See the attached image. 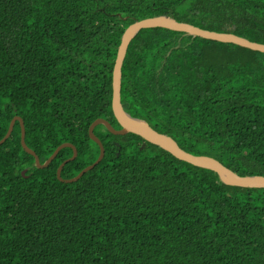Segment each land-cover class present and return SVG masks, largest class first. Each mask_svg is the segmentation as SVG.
I'll use <instances>...</instances> for the list:
<instances>
[{"label":"trees","instance_id":"obj_1","mask_svg":"<svg viewBox=\"0 0 264 264\" xmlns=\"http://www.w3.org/2000/svg\"><path fill=\"white\" fill-rule=\"evenodd\" d=\"M164 14L264 44V0H0V140L20 116L41 163L76 146L63 178L94 163L90 125L121 128L122 35ZM122 104L184 150L264 176V52L142 29L123 63ZM96 130L104 158L66 183L57 170L73 149L38 168L15 123L0 146V264H264V188L225 185L155 144L141 149L133 132Z\"/></svg>","mask_w":264,"mask_h":264},{"label":"water","instance_id":"obj_2","mask_svg":"<svg viewBox=\"0 0 264 264\" xmlns=\"http://www.w3.org/2000/svg\"><path fill=\"white\" fill-rule=\"evenodd\" d=\"M157 27L168 28L191 37H201L223 43H234L254 51L264 52V44L262 43L251 41L246 37H242L234 33L216 32L204 29L186 21H179L173 16L167 14L138 19L130 24L124 31L113 68L112 109L116 119L121 124V128H115L104 118H98L90 125L89 134L100 147L99 157L94 164L92 163L91 165L85 167L73 178H63L62 171L64 167L71 161H74L78 156V149L76 146L70 142L63 143L55 150L52 156H50L44 163H41L38 154L26 143L25 125L20 116H14L12 118L6 135L0 140V146L11 136L15 123L19 121L21 124V144L29 154L35 157V163L38 168L48 167L63 148H72L73 156L62 162L57 170V176L62 182L71 183L79 180L85 173L93 169L104 158L105 146L102 140L94 134V129L99 125H105L113 134L116 135H123L128 132L138 134L144 139L143 147H145L146 142H150L171 153L179 160L188 162L196 167L212 170L218 175L220 181L225 185L242 188H264L263 175H240L212 156L190 153L184 150L172 136L157 131L146 120L134 117L125 110L122 104V67L129 45L142 29Z\"/></svg>","mask_w":264,"mask_h":264},{"label":"rangeland","instance_id":"obj_3","mask_svg":"<svg viewBox=\"0 0 264 264\" xmlns=\"http://www.w3.org/2000/svg\"><path fill=\"white\" fill-rule=\"evenodd\" d=\"M148 17H151V16H148ZM145 18H147V17H145ZM66 62H68V61H66ZM74 63H75V61L72 59V60H71V64H70V66H68V72H69V73H74V72H76V68L74 67ZM134 117H136V116H134ZM137 118H139V117H137ZM140 119H142V118H140ZM144 120H145V119H144ZM119 124H120V123H119ZM99 126H100V125H99ZM102 126H104L107 130H109L105 125H102ZM97 127H98V126H97ZM97 127H95V129H94V134L98 137V135L95 133V130H96ZM117 129H119V128H117ZM98 130L103 131L102 128H100V129H98ZM96 131H97V130H96ZM109 131H110V130H109ZM110 132H111V131H110ZM111 133H112V132H111ZM114 135H116V134H114ZM123 135H124V134H123ZM90 137H91V136H90ZM91 139H92V137H91ZM92 140H93V139H92ZM93 141H95V140H93ZM95 142H96V141H95ZM65 143H67V142H65ZM59 146H60V145H59ZM59 146H58V147H59ZM58 147H57V148H58ZM57 148H56V149H57ZM65 148H67V147H65ZM65 148H63V149H65ZM143 148H144V147H143V142H142L141 149H143ZM56 149H55V150H56ZM54 152H55V151H54ZM54 152H53V153H54ZM87 152H88V151H87ZM58 154H59V153H58ZM51 156H52V155H51ZM72 156H73V155H72ZM72 156H71V157H72ZM94 163H95V162H94ZM94 163H93V164H94ZM88 166H89V165H88Z\"/></svg>","mask_w":264,"mask_h":264},{"label":"clouds","instance_id":"obj_4","mask_svg":"<svg viewBox=\"0 0 264 264\" xmlns=\"http://www.w3.org/2000/svg\"><path fill=\"white\" fill-rule=\"evenodd\" d=\"M124 106V105H123ZM19 122V121H18Z\"/></svg>","mask_w":264,"mask_h":264}]
</instances>
